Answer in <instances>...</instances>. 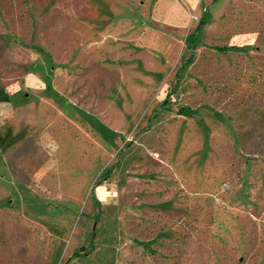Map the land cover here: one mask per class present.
Returning a JSON list of instances; mask_svg holds the SVG:
<instances>
[{
  "label": "rangeland",
  "instance_id": "374dc122",
  "mask_svg": "<svg viewBox=\"0 0 264 264\" xmlns=\"http://www.w3.org/2000/svg\"><path fill=\"white\" fill-rule=\"evenodd\" d=\"M0 264H264V0H0Z\"/></svg>",
  "mask_w": 264,
  "mask_h": 264
}]
</instances>
